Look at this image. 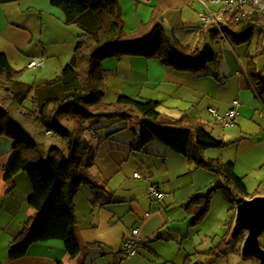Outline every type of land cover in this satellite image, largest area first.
<instances>
[{
	"label": "crops",
	"instance_id": "0c3cea01",
	"mask_svg": "<svg viewBox=\"0 0 264 264\" xmlns=\"http://www.w3.org/2000/svg\"><path fill=\"white\" fill-rule=\"evenodd\" d=\"M44 1L0 3V52L7 55L16 70L22 68L23 63L17 53L23 41L19 36L16 14L40 12L43 26L49 19L56 27L64 29L63 11L54 7L51 0ZM191 1L188 0V4L181 9H167L163 13L162 21L167 29L172 30L173 36L181 44L193 49L202 51L204 48L210 49V44L218 43L220 48H224L227 43L221 40L220 35L214 37V33L204 28L199 13L194 12V7L191 9ZM24 2L30 6L22 8ZM156 2L121 0L126 30L130 28L128 32H133L149 23ZM14 5H18V8H14ZM211 26L216 30L215 26ZM189 31L195 36L193 45H186L185 42L184 35ZM257 44L256 55L249 51L244 55L247 60L248 57L255 58L257 70L264 76V68L260 70L258 67L259 56H264V42L259 45V34ZM228 45L232 51H220L218 69L198 75L174 71L157 59L125 57L118 63L105 62L104 67L111 73L105 100L113 103L120 96L153 100L160 103L162 114L173 119L185 116L201 119L208 125L207 129L213 137L224 143L220 149L207 150V160L222 159L230 164L234 174L243 179L251 196H264V102L248 77L246 63H243L231 43ZM45 54L48 53L45 51ZM26 56L25 65L33 57L45 58L44 54ZM48 68H43L44 73ZM26 69L29 70L27 66ZM234 100L240 101L235 126L224 128L213 119L208 109L213 107L225 115ZM131 123L97 121L90 125L86 138L96 153V166L91 173L97 178L99 188L92 190L83 185L75 198L77 235L82 246L81 254L75 259L68 256L60 241L34 244L25 257L10 259L14 240L34 219L29 205L33 186L25 173H19L12 182L5 181L15 153L12 146L0 151V264H184L188 257L192 264H245L247 261L258 264L255 259L243 258L241 254L225 255L231 246L225 244L218 233L213 241L220 238L219 247L197 252V259H194L189 248H184L194 230L191 227L194 217L187 213L186 206L193 197L210 192L217 178L213 173L190 165L185 157L159 142L141 145L140 136L144 128L141 125L138 132ZM130 129L135 132V137L129 134ZM98 130L108 133L104 136ZM101 161L104 163L101 164ZM124 163H131V168L136 170L134 178L142 182H130L123 172ZM138 172L144 179L135 177ZM150 184L161 188L165 195L162 200L149 201L147 189ZM222 192L226 200L221 198L220 201L231 202L224 189L216 190L213 197H218ZM80 193L82 196L78 199ZM78 200L84 204V209H91L83 220L78 215ZM228 217L224 214L220 219L219 226L225 233ZM132 228L139 229L143 243L138 255L126 257L122 253V245ZM165 236L173 247L156 248L155 243L160 244Z\"/></svg>",
	"mask_w": 264,
	"mask_h": 264
},
{
	"label": "trees",
	"instance_id": "16d2710c",
	"mask_svg": "<svg viewBox=\"0 0 264 264\" xmlns=\"http://www.w3.org/2000/svg\"><path fill=\"white\" fill-rule=\"evenodd\" d=\"M19 1L23 0L0 3ZM51 4L63 11L65 25L81 31L70 63L56 79L27 84L22 80L25 70H16L7 55L0 52V138L11 139L15 153L5 181L12 182L19 173H25L33 186L29 205L34 219L14 240L10 259H21L32 245L48 241L62 242L71 259L81 254L75 198L83 185L92 190L99 188L91 173L96 153L86 138L93 122L128 124L137 120L144 128L141 145L159 142L185 157L190 165L215 174L217 179L210 193L193 197L186 206L187 213L194 217L191 227L203 222L218 189L227 191L231 198L235 194L255 197L230 164L222 159L207 160V150L220 149L224 143L213 137L201 119H173L162 114L160 103L153 100L125 96L113 103L105 100L109 73L103 63L107 59H157L169 69L195 75L219 63L220 55L212 49H193L168 35L163 13L185 7L188 0H157L149 23L133 32L125 28L121 0H51ZM206 28L217 37V30ZM258 30L260 45L264 42V17L253 14L229 27L227 36L231 45L242 46L249 44ZM247 74L264 102V76L258 72L254 57H248ZM234 221L235 216L223 239L231 246L225 255L241 254L246 237L242 233L230 243ZM184 264H192L190 257Z\"/></svg>",
	"mask_w": 264,
	"mask_h": 264
},
{
	"label": "rangeland",
	"instance_id": "374dc122",
	"mask_svg": "<svg viewBox=\"0 0 264 264\" xmlns=\"http://www.w3.org/2000/svg\"><path fill=\"white\" fill-rule=\"evenodd\" d=\"M41 2H45V1L41 0ZM21 6L22 8H24V7L30 6V4L24 2L22 3ZM190 6H191V9L194 7L193 10L195 13H200L199 9H201V6L197 2L192 0L190 2ZM14 8H18V5H14ZM40 15H41L40 12L39 13L25 12V13L16 14V17L18 18L17 23H19L18 24L19 36L23 41L22 47L17 50L18 55L22 57L21 59V61H23V63L21 64L22 68H17V69L19 71L25 70L22 80L25 83L30 84V85H33L35 83L42 82V81H50V80L56 79V77L61 73L62 68L70 63L71 58L74 55V47L78 40V34L81 33V31L76 26H73V25L72 26L64 25V27H62L64 29H61V27L60 28L56 27L57 25L48 21L49 19H47L46 21L47 23H45V26H43L40 20ZM45 15L47 16V14ZM197 23L198 22L196 21V25H198ZM127 31H130V28ZM191 34L192 33L189 31L187 32L186 35H184L186 36L185 38V42L187 43L186 45H193V43L196 42L195 36ZM258 34H259V30L257 31L255 38L249 44L242 46V48L231 45V47L240 56L243 63H246V65L248 64V60L246 59L245 57L246 55H244V53L249 51V53H251L252 55L257 54L256 51H257V45H258L257 44ZM168 35L173 36L172 30H168ZM209 48L219 53V55H221L220 51H222V49H223L222 51L223 53L226 52L225 50H227L228 52L232 51L228 43L225 44L224 48H220V43L216 45L210 44ZM45 51L48 54H45ZM43 54L45 55L44 57L46 59V66H49L46 73H44L45 69L32 70V71H29L26 69V66H27L25 65V62L27 59L26 55H34V56L42 55L43 56ZM125 57H131V56H124L121 59ZM142 58H145V57H142ZM121 59L111 58V59H107L106 61H104V63L105 62L113 63L111 61H115L116 63H118ZM220 61H221V56H220ZM104 63H103V66H104ZM218 67H219L218 65L210 64L208 66V70L215 71L218 69ZM258 67L260 68V70L264 68V56H259V66ZM104 68L106 69V67ZM108 73L110 76L111 73L109 71ZM103 121L109 122L108 120H103ZM120 123H123V122H120ZM131 125L133 126V129L138 130L139 132V128L141 124L137 120H133ZM132 130L130 129L129 134L132 137H135V134H134L135 132H133ZM98 132L99 133L102 132V135L104 136L107 135L108 133L105 130H98ZM86 135L88 136V132ZM11 146H12L11 139L0 138V151H3V150L6 151L7 149H10ZM102 163L104 162L101 161V164ZM130 164L131 163H126V164L124 163L123 165V172L125 176L132 183L142 182L134 178V172L136 170L134 171L131 168ZM209 193L210 192L207 191L206 193H204V196L208 195ZM121 194L122 193H119V195ZM81 196H82V193H80V195L78 196V199H80ZM142 197L146 198L144 194H142ZM221 198L222 199L226 198L223 192L220 193L219 196L215 198L212 195L210 208L208 210V213L205 219L199 225H197L196 227H193L194 230L192 231L191 239H189L190 241H187V243L184 245V248H189V251L191 252V254H194L193 255L195 256L194 259H197V256H198L197 252L201 253V252L210 251V249L212 248H218L219 243H220L219 239L220 238L223 239L227 235L228 227H227L226 233H225V230H221V227L219 226L221 223L220 219H222L223 215L225 214L229 216L228 222H231V219L233 215L235 214V211H234L232 202L227 201L226 203V202H223L224 200L221 202L220 201ZM80 202L81 200L77 201L78 215L83 220L84 217L88 216L91 213V209L90 207H89L90 210L84 209L83 208L84 204H80ZM217 233L221 237L216 242H214L213 240L215 239L214 237L217 235ZM192 239L193 241H191ZM260 243L264 247V233L260 238ZM155 244L156 245L154 246L156 248H172L173 247L167 236L164 237V241H161L160 244H158V242H156ZM116 248H119V246H117ZM116 248H115V251H117ZM241 248H242V245H241ZM245 264H251V261H247V263Z\"/></svg>",
	"mask_w": 264,
	"mask_h": 264
},
{
	"label": "built area",
	"instance_id": "2783aa9c",
	"mask_svg": "<svg viewBox=\"0 0 264 264\" xmlns=\"http://www.w3.org/2000/svg\"><path fill=\"white\" fill-rule=\"evenodd\" d=\"M197 2L202 10L199 13L201 22L204 28L211 25L215 26L222 41L230 44L227 36V29L231 26H236L240 20L246 16L260 14L264 17V0H193ZM46 66V59L43 57H33L29 60L27 68L29 70H41ZM239 100L232 102L231 108L225 115H221L215 108L210 107L208 112L213 119L224 128L235 126V121L238 116ZM137 179L144 177L136 173ZM149 201L162 200L164 193L156 184H150L147 189ZM232 205L236 210L238 204L243 199L238 195L232 196ZM249 199V198H246ZM142 239L138 228L130 229L125 237L122 245V253L126 257H134L139 254L142 247Z\"/></svg>",
	"mask_w": 264,
	"mask_h": 264
},
{
	"label": "water",
	"instance_id": "95a60500",
	"mask_svg": "<svg viewBox=\"0 0 264 264\" xmlns=\"http://www.w3.org/2000/svg\"><path fill=\"white\" fill-rule=\"evenodd\" d=\"M242 233L246 235L241 248L242 257L264 264V248L260 243L264 233V196L243 198L238 204L230 240H235Z\"/></svg>",
	"mask_w": 264,
	"mask_h": 264
}]
</instances>
